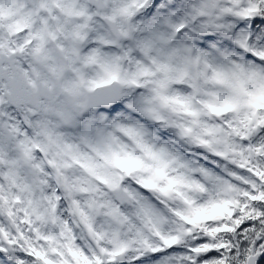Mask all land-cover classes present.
Instances as JSON below:
<instances>
[{
  "label": "snow or ice",
  "instance_id": "obj_1",
  "mask_svg": "<svg viewBox=\"0 0 264 264\" xmlns=\"http://www.w3.org/2000/svg\"><path fill=\"white\" fill-rule=\"evenodd\" d=\"M0 264H264V0H0Z\"/></svg>",
  "mask_w": 264,
  "mask_h": 264
}]
</instances>
